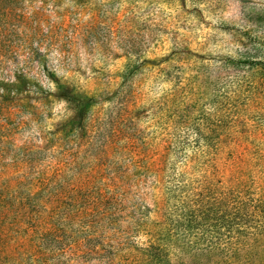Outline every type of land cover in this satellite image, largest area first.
I'll list each match as a JSON object with an SVG mask.
<instances>
[{
	"label": "rangeland",
	"instance_id": "374dc122",
	"mask_svg": "<svg viewBox=\"0 0 264 264\" xmlns=\"http://www.w3.org/2000/svg\"><path fill=\"white\" fill-rule=\"evenodd\" d=\"M129 61L139 67L124 81ZM257 80L264 81V0H0V187L25 197L34 185L41 191L38 181L53 180L70 192H51L71 206L74 192L86 203L123 185L128 193H120L121 210L100 243L110 237L122 255L140 250L163 212L157 170L179 161L189 114L214 113L215 103L229 141L228 176L250 185L254 174L264 175V97L249 107L245 100ZM67 92L97 97L81 120ZM230 98L238 118L227 111ZM101 248L102 259L68 254L66 262L108 264ZM200 261L264 264V231L242 245L223 241ZM175 262L196 261L183 255Z\"/></svg>",
	"mask_w": 264,
	"mask_h": 264
},
{
	"label": "trees",
	"instance_id": "16d2710c",
	"mask_svg": "<svg viewBox=\"0 0 264 264\" xmlns=\"http://www.w3.org/2000/svg\"><path fill=\"white\" fill-rule=\"evenodd\" d=\"M247 60L244 62L250 67L258 65L253 58ZM235 62L237 65L242 63ZM126 67L124 81L130 79L131 71L139 66L138 62L129 61ZM247 87L245 100L249 107L248 104L257 103L264 97V81H250ZM96 98L94 95L64 93V100L75 112V120L84 117ZM235 98L241 99V96ZM235 103L234 98H230L227 111L237 117L233 114ZM214 106V113H203L200 118V114L187 116L189 133L180 143L179 161L172 164L165 161L157 170L165 201L163 212L158 213V221L147 232L152 241L144 248L122 255L121 250L112 248L110 237L105 244L100 243L104 241L101 236L109 223L117 220L116 211L121 210L120 196L128 193L123 185L108 186L95 196L88 195L86 203L74 192L68 195L73 198L70 199L73 205L68 206L64 204L63 193L55 195L51 192L54 187L63 191L66 197L70 192L67 187L44 179L38 181L41 191L36 192L34 185L25 197L17 194L16 188L0 187V257L10 258L11 264H67L68 254L102 259L107 250L101 247L106 246L111 259L108 264L117 261L123 264H177L175 258L183 255H190L195 264H204L201 258L205 261L211 258L223 241L233 245L237 240L242 245L253 239L264 231V191L259 193L263 190L264 175L254 174L250 185L242 175L228 176L223 154L229 141L220 134L224 127L223 115L215 103ZM210 118L213 119L210 121ZM191 134L195 140L190 139ZM230 143L237 148L241 146L239 140L232 139ZM189 149L192 151L187 153ZM171 150L169 148L168 153ZM230 154L234 153L231 151ZM136 163L140 166L141 161ZM156 163L154 161L152 165ZM20 185H23L22 181L16 186ZM236 232L242 238L234 236ZM79 234L84 237L76 241ZM67 240L74 244L69 245ZM181 241L184 245L182 243L180 252L174 253L173 247Z\"/></svg>",
	"mask_w": 264,
	"mask_h": 264
}]
</instances>
